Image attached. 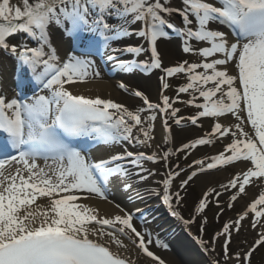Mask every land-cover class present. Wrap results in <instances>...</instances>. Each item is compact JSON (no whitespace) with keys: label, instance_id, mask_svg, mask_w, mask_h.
<instances>
[{"label":"snow or ice","instance_id":"obj_1","mask_svg":"<svg viewBox=\"0 0 264 264\" xmlns=\"http://www.w3.org/2000/svg\"><path fill=\"white\" fill-rule=\"evenodd\" d=\"M179 3L180 7L170 0H0V76L8 60L16 74V94L0 92V264H134L124 255L130 251L125 239L137 255L143 253L153 264H168L151 250L170 247L159 233L153 239L148 227L150 217L155 220L152 209L127 208L115 202L112 189L122 190L129 203L142 202L140 188L155 175L145 162L167 163L176 152L192 155L190 174L176 165L155 198L183 225L200 221V233L207 224L209 200L219 205L222 193L213 188L203 192L194 206L199 215L185 220L175 206L183 202L180 190L186 191L193 178L240 162L246 170L222 188L239 194L245 193L246 185L264 182V0ZM172 33L180 39L183 53L201 59L162 64L159 44ZM133 37L137 42L128 43ZM65 45L70 50L61 56ZM109 63L125 73L159 70L161 89L170 88L169 78H186L176 93L191 96L185 103L194 105L195 114L179 115L181 109L163 92L158 102H151L143 90H133L124 81L119 87L140 98L141 106L73 94L65 87L99 78L100 65ZM158 114L163 116L166 140L173 125L183 131L189 122L198 127L205 119L212 123L199 138L169 148L162 156L109 147H151ZM216 143L222 145L217 154L196 158L198 146ZM181 173L186 179L179 190L171 191ZM145 192L151 195L155 190ZM82 196L113 204L116 213L102 216L97 207L77 203ZM230 200L237 201V195ZM246 218L258 238L233 252V233L239 235ZM111 245L123 252L112 251ZM199 245L201 255L221 247L215 259L203 264H250L256 247H264V190L211 241L201 239Z\"/></svg>","mask_w":264,"mask_h":264},{"label":"bare ground","instance_id":"obj_2","mask_svg":"<svg viewBox=\"0 0 264 264\" xmlns=\"http://www.w3.org/2000/svg\"><path fill=\"white\" fill-rule=\"evenodd\" d=\"M20 0H13V3H18ZM172 3V6L174 7H180L179 0H170ZM176 22L178 26H180L179 23V17L177 16ZM161 52V59L162 64L165 65H173L178 61L185 60L183 59V52L180 47V41L178 40H165L163 43L159 44V49ZM69 51V47L67 45L64 46L60 50L61 56L65 55V53ZM79 55V54H77ZM145 57H141L139 59H143ZM5 67L3 70V75L0 76V91H2L7 96H13L12 90L10 91V80L11 77H15L14 72V64L12 61L8 60L5 61ZM101 71V69H100ZM162 76V73L159 72V70H155L154 73H151L149 75L144 76L142 80L135 79L133 75H126L122 76L121 78H106L103 71H101V76L99 78L89 79L86 82H77L73 85H65V87H68L70 91L73 92V94L78 95H84L86 97L95 98L99 96L103 99H111L114 102H119L125 104V106H141V100H134L131 98L130 94L128 92L122 91V89L119 87V84L124 81L126 82L131 89H140L143 90L146 95L149 96L151 102H158L157 97L158 95L163 92V94H167L170 98V100H174V97H184L185 94L188 93H181L179 96H177V93L170 94L169 89H161V80L159 77ZM171 78H169V81ZM12 81V80H11ZM13 86V85H12ZM16 92V89H15ZM201 102V101H198ZM173 107L180 108L181 112L179 115H182L184 117H190L192 116L190 114V109H196L194 105L190 106L189 108L186 106L185 101L181 100L180 102H176L173 104ZM131 110H134V108H131ZM212 123L211 120L205 119L204 124L201 126H193L189 122L187 127L181 131L180 129L176 128L175 125L172 126L171 132L172 136L169 140H166V137L168 133L166 132L164 125H163V116L158 114V118L156 121H154V127H153V140L149 143L151 144V147H144L139 145H122L123 148L127 147L128 150H143L145 152H149L150 154L155 151L157 155H163L165 151H167L169 148H179L182 143L189 142L191 139L199 138L201 135L206 133L210 130V124ZM152 144L154 145V149H152ZM167 147V149H164V147ZM199 151L196 152V158H201L204 155L211 156L217 154L218 150H222V145L219 143H216L214 145H208V146H198ZM152 149V152L149 151V149ZM159 148V149H158ZM195 152V150H193ZM193 159V157H192ZM42 163V162H41ZM236 165V168L234 171L231 170V168H228L227 166H224L220 169H213L209 170L206 173H202L198 175V178H196L202 188V192H206L209 188H213V186H217L216 188H219L221 192L224 194H231L237 195V201H230L233 202V204H241L242 209L246 208V206L251 203V201L256 198L259 195V192L264 190V182L256 181L255 184H249L246 185V191L245 193H237L236 189H228L225 190L221 187V185H226L228 180L231 179L233 176L240 173L242 170H246L245 165L237 162L233 165H229L230 167H234ZM138 182V181H137ZM145 188H148L147 185H144L140 188L141 193L144 194V200L146 203V207H151L152 210L155 209V203H157L159 200L155 198V193L149 195L145 192ZM149 189V188H148ZM117 190H119L117 188ZM160 191V190H159ZM113 198L115 200V197L113 195ZM149 202H152V204H149ZM40 201L38 200L37 203ZM115 202H117L115 200ZM77 203H84L87 204L89 207H97L100 215H113L116 213V210L114 208L113 204H110L105 201H101L98 197L94 196H88V197H81V200L77 201ZM118 203V202H117ZM120 203V202H119ZM139 207L144 208L145 206L137 202ZM125 206V205H124ZM127 208H131L129 206H125ZM135 208V207H134ZM147 209V208H146ZM241 209V210H242ZM167 223L165 222L163 226H165ZM244 228L248 225L247 218L244 222ZM242 230V231H243ZM258 233L253 230H247L245 232V235L243 236V241L238 244H232L230 243L229 247L231 251H237L241 248L242 243L246 240H249L250 237L253 234ZM124 243L128 246L130 249L129 252L124 253L127 259H131L134 261V264H153L151 261V258H147L144 256L143 253H140L137 255V250L134 248V245L128 240H124ZM174 246L176 250L170 251V250H164L163 248H155L151 249L154 250L157 254L161 256V258L165 259L168 264H183L185 262L186 255L189 259L192 260H198L200 262H203L204 260L199 256V254L191 248L188 242L185 240H180L179 237L174 238ZM218 246V245H217ZM111 249L114 252L120 251L123 252L122 249H117L116 245H111ZM217 252H219L217 250Z\"/></svg>","mask_w":264,"mask_h":264},{"label":"rangeland","instance_id":"obj_3","mask_svg":"<svg viewBox=\"0 0 264 264\" xmlns=\"http://www.w3.org/2000/svg\"><path fill=\"white\" fill-rule=\"evenodd\" d=\"M183 58L185 60L190 61V62H196L198 59H201L195 54H187V55H184ZM137 74H138L137 79L142 80V78H144L143 73L137 72ZM186 82H187L186 78L185 79L172 78L170 80V88H171L170 94L175 93L177 87L180 85H183ZM161 83H162V81H161ZM122 91H124V90L122 89ZM130 96L134 100H139V98H137L135 96H132V95H130ZM190 99H191V96L189 94H187L185 97H181V98L180 97H178V98L174 97V101H176V102H180L181 100L188 101ZM187 105H189V107L191 106L190 104H187ZM195 112H196V110H191L190 114L194 115ZM169 123L171 124L172 122L170 121ZM164 149H167V147L165 146ZM173 150H175V149H173ZM191 157H192L191 154L186 156L185 153H183V152H176L175 155L170 156L167 163H165L163 160H161L160 162L155 163V164L153 163V164H154L155 168L159 171L162 179H164L166 177V174L168 173V171L170 169H172L173 171L176 170L175 169L176 165H180L181 167L185 168L186 172L190 174V170L188 169V165L192 163ZM228 168H231V170L234 171L236 168V165H234V167H228ZM182 179H186L185 173H181L180 177H176V179L174 180V183H173L172 191L179 190L178 185ZM159 184H160V182L158 179V181L156 182L155 185H159ZM216 187L217 186H213V189L221 192V190L219 188H216ZM180 191L182 193L183 202L181 204H178L177 207L179 209H181L184 216L191 217V218L195 219L196 216H198L199 214L195 212L194 206L197 205L198 202L200 201V199L202 198V188H201L198 180L196 178H193V180L190 181L188 185H186V191L185 190H180ZM221 193H222V195L217 198L219 200V205H217L211 199L209 200V206H208V208L205 209V212L207 214V224L204 226V232L203 233L199 232L201 222L197 220V222L195 223V225L197 224L199 234L202 235L203 238L205 240H208V241H211V239L215 236V233L218 230L222 229L223 225L226 222H228L230 220V218H233L236 215H238L242 209L241 204H233V202H231L229 200L231 194H224L223 192H221ZM112 194L116 195L117 197L120 196L122 200H125V201L128 200V196L122 190L119 191L116 189H114V190L112 189ZM230 202L234 205L232 208L227 207V205ZM221 208H223L222 212H221ZM135 226L138 229L141 228V225L138 222V220L135 221ZM149 228H152L151 230L153 232V235H155L156 230L154 229V227L150 226ZM250 229H251V227L248 224L245 227V229L239 233V235L233 233L231 243L232 244H238V243L242 242L244 240L243 236L245 235V232L247 230H250ZM255 238H258V236H257V234L254 233L250 237L249 240H246L242 243V246L240 249L247 248L248 245L251 244ZM153 239H155L154 236H153ZM222 243H223V240L221 239L219 241V244H222ZM215 249L219 250V252L217 254V255H219L221 253V247L218 245L215 247ZM185 259H186L185 260L186 264H189V262L192 261V259H189L187 257V255H186ZM221 259H222V257H221ZM201 264H203V262H201ZM222 264H223V261H222ZM250 264H264V247H259V246L256 247L255 251L253 252V255L250 257Z\"/></svg>","mask_w":264,"mask_h":264}]
</instances>
